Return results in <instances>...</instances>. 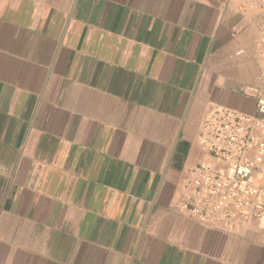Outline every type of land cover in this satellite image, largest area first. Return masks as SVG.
Wrapping results in <instances>:
<instances>
[{"label": "crops", "instance_id": "0c3cea01", "mask_svg": "<svg viewBox=\"0 0 264 264\" xmlns=\"http://www.w3.org/2000/svg\"><path fill=\"white\" fill-rule=\"evenodd\" d=\"M261 23L260 0H0V264H264L262 224L179 209L206 116L255 112Z\"/></svg>", "mask_w": 264, "mask_h": 264}, {"label": "built area", "instance_id": "2783aa9c", "mask_svg": "<svg viewBox=\"0 0 264 264\" xmlns=\"http://www.w3.org/2000/svg\"><path fill=\"white\" fill-rule=\"evenodd\" d=\"M260 12L259 49L264 46V0ZM200 143L209 159L188 168L180 211L199 224L234 234L254 221L264 227V89L256 95L254 113L210 112Z\"/></svg>", "mask_w": 264, "mask_h": 264}]
</instances>
